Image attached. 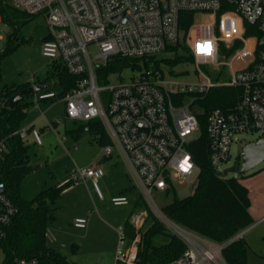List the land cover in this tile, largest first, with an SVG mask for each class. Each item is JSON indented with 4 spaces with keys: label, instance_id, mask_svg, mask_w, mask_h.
I'll return each mask as SVG.
<instances>
[{
    "label": "built area",
    "instance_id": "1",
    "mask_svg": "<svg viewBox=\"0 0 264 264\" xmlns=\"http://www.w3.org/2000/svg\"><path fill=\"white\" fill-rule=\"evenodd\" d=\"M10 3L24 14H42L46 18L49 35L43 41L41 54L61 64L68 74L81 77L77 87L62 96L54 91H41L37 100H61L71 121H100L109 139L108 144L101 146L103 156L116 152L121 157L146 208L186 246L183 254L169 264H226L222 250L241 239L244 232L215 244L168 219L153 194L164 195L174 189L176 182L190 188L196 186L199 169L189 145L200 135L199 116L206 113L209 158L216 174L230 160V146L236 135L264 132V0H10ZM182 13L192 15L185 30L180 28ZM177 43L192 57L193 79L166 75V67L161 66L157 70L131 72L128 80L123 75L122 79L112 75L117 82L110 83L111 76L106 83L96 81V70L113 57L157 56ZM89 47L96 48L94 56L90 55ZM223 77L225 80H221ZM214 97L217 103L205 108ZM12 135L21 141L30 136L34 145H42L41 132L32 126L19 128ZM7 152V137L0 135V158ZM103 175L102 167L91 165L79 170L72 180H89L97 197L102 198L98 181ZM110 202L121 206L127 204V199L119 196ZM147 209L131 214L129 221L135 230L143 226ZM17 214L18 208L0 177V240ZM73 226L83 229L86 220L76 219ZM118 236L115 263L134 264L138 235L128 243L120 228ZM12 264L37 262L20 259Z\"/></svg>",
    "mask_w": 264,
    "mask_h": 264
},
{
    "label": "trees",
    "instance_id": "2",
    "mask_svg": "<svg viewBox=\"0 0 264 264\" xmlns=\"http://www.w3.org/2000/svg\"><path fill=\"white\" fill-rule=\"evenodd\" d=\"M0 16L3 21L13 24L26 22L30 15L17 10L9 0H0ZM192 15H180V28L187 29ZM47 37L44 39L46 40ZM24 43L18 41L16 32L9 35L7 43L0 51L1 59L11 53L13 49ZM165 51L172 52L173 58L157 56L143 58H111L105 65L96 70L98 84L106 83L112 75L122 79L124 72H135L146 69L157 70L161 66H176L183 62L191 63L192 57L183 46L177 43L168 46ZM81 77L72 76L66 72L61 64L52 62L46 80L56 81L57 91L47 88L44 91H54L62 96L77 87ZM30 86L3 88L0 101L5 100L17 91ZM217 99L207 101L205 108L215 105ZM227 92H224V102ZM28 104L18 103L13 110H7L0 105V135L7 137L8 152L0 158V177L5 183L10 198L18 208V214L13 218L6 236L0 240V250L3 263L12 264L17 260H35L37 264H78L68 260L64 255L54 251L46 244V230L49 221L54 219L52 205L61 197L62 193L71 187L72 181L63 185L41 190L32 201L20 198L19 184L22 178L31 170L28 165L27 149L18 136L12 133L20 128V123L26 115ZM206 114V113H205ZM205 114L199 116L200 135L189 145L192 158L199 169L196 186L191 195L177 198L174 189L167 190L165 196L172 200L161 206L162 213L177 225L195 232L215 244L225 243L243 232L253 223L249 214L250 200L248 190L240 183V179L254 175L240 173L238 178L219 177L210 163L208 138L205 130ZM88 131L98 134L100 144H108L109 139L98 119L89 122L73 121L67 130L70 134ZM147 209L138 195L134 211ZM148 210V209H147ZM122 230L130 243L137 235L136 256L134 264H169L177 260L186 249L183 241L161 223L149 210L143 226L137 231L127 220ZM72 252L76 253L78 246L72 244ZM249 246L243 238L237 239L222 250V258L226 264H248L247 254Z\"/></svg>",
    "mask_w": 264,
    "mask_h": 264
},
{
    "label": "rangeland",
    "instance_id": "3",
    "mask_svg": "<svg viewBox=\"0 0 264 264\" xmlns=\"http://www.w3.org/2000/svg\"><path fill=\"white\" fill-rule=\"evenodd\" d=\"M13 32H16L18 41L24 43L17 45L0 61V94L5 87L43 82L52 65V61L41 54L43 41L49 35V27L42 14L31 16L26 22L19 21L13 24L2 20L0 22V51ZM191 35L194 36L193 33ZM88 50L91 56L97 53L94 47H89ZM159 57L173 58L174 54L165 51L159 54ZM202 69L208 71L209 68L203 66ZM222 71L225 73V70ZM165 73L179 78L193 79L195 66L190 63L169 66L166 67ZM131 76V72L123 74L125 80ZM221 80H225V78L223 77ZM109 81L115 83L117 78L111 76ZM46 84L50 89L57 91L55 80L51 79ZM36 96L37 93H34L24 100L28 107L26 115L20 123V128L31 125L36 128L44 126L41 137L42 145L35 146L30 136L22 140L27 149L28 165L31 170L20 181V198L32 201L41 190L72 181L71 187L65 190L52 205L54 219L47 224V246L64 255L70 261H80L76 262L78 264H115L114 256L119 242L118 228L114 235H104L100 231L92 234L84 233L72 225L73 215L81 210V205L91 199L86 188L87 180L75 181L72 178L74 175H78L79 170L95 165L103 159L101 144L98 143L99 136L88 131H82L77 136L68 133L67 130L72 126L73 121L65 115L64 102L61 100L38 101ZM55 122L57 123L54 124ZM259 137H264V132L253 131L236 135L230 146V160L220 166L217 175L238 178L241 173L240 152L242 146ZM113 156L112 162L110 160L104 163L106 165L102 164L104 174L108 177L113 176L112 179H114V182L109 184V189L116 190L120 180L127 183L126 188L128 189L132 183L128 177L127 169L119 156L115 153ZM262 168H264V162L246 174H251ZM99 188L102 189L100 184ZM174 189L177 198L187 197L193 192L190 186L178 182L174 183ZM127 194L130 197L128 205L113 206L109 201L110 206L112 208H133L138 199V191L132 188L127 191ZM153 197L158 207L172 200L171 196L167 197L161 193H154ZM243 234L244 241L249 246L247 263L264 264V220L251 225ZM72 244L78 246L76 253L72 252ZM3 259L0 250V263Z\"/></svg>",
    "mask_w": 264,
    "mask_h": 264
},
{
    "label": "crops",
    "instance_id": "4",
    "mask_svg": "<svg viewBox=\"0 0 264 264\" xmlns=\"http://www.w3.org/2000/svg\"><path fill=\"white\" fill-rule=\"evenodd\" d=\"M46 101L55 102L57 100H45L44 102ZM31 126L34 127V125H31ZM43 127L42 128L34 127L41 132V136L43 133ZM98 143L100 144V140H98ZM37 147H40V146H37ZM114 153L117 156H119L116 152ZM113 157H114L113 154L109 157H103V159L97 162L95 165L102 167V164L107 163V161L111 160L112 162ZM122 163L124 164L123 160H122ZM124 167H126L125 164H124ZM112 178L113 176L108 177L104 174V176L99 179L98 185L100 184L102 188L101 190H103V191L100 190L102 193V198L97 197L95 191L92 188V184L89 180H87V184L85 183L86 188L88 189V192L91 196V199H89L86 202V204L81 205V210H79L76 214L73 215V221L79 218H83L86 220L85 228L80 229L84 233L92 234L94 232L100 231L104 235H107V234L114 235L116 232V229L118 228L117 230V233H118L119 229L122 228L123 224L127 220H130L131 214L136 212L134 211L135 204L133 208H128V207L112 208L110 206L109 201L112 198L119 197V196L126 197L127 204L125 205H128L130 197H129V194H127V191L134 188L133 186H130L127 189L126 188L127 183L124 182L123 180L122 181L120 180L117 183V189L112 191L109 189L110 188L109 184L114 182V179ZM239 181L248 190V197L250 200V206H249L248 211L253 220L252 225H255L261 222L262 220H264V168L256 171L254 175L242 178ZM247 230L248 228L244 230L243 232H246ZM243 239H244V234H243ZM115 256H116V253H115ZM115 256H114V261H115ZM75 262H80V261H75Z\"/></svg>",
    "mask_w": 264,
    "mask_h": 264
},
{
    "label": "water",
    "instance_id": "5",
    "mask_svg": "<svg viewBox=\"0 0 264 264\" xmlns=\"http://www.w3.org/2000/svg\"><path fill=\"white\" fill-rule=\"evenodd\" d=\"M11 1L14 2V0ZM46 88L47 84H33L21 89L11 97L4 100L3 108L13 110L18 103L24 101L27 97L34 93L44 91ZM240 160L241 173L243 174L248 173L261 162H264V137H260L257 140L248 142L242 146ZM192 189H194V186H192Z\"/></svg>",
    "mask_w": 264,
    "mask_h": 264
},
{
    "label": "snow or ice",
    "instance_id": "6",
    "mask_svg": "<svg viewBox=\"0 0 264 264\" xmlns=\"http://www.w3.org/2000/svg\"><path fill=\"white\" fill-rule=\"evenodd\" d=\"M185 163H186V161H185ZM185 170H187V168H185Z\"/></svg>",
    "mask_w": 264,
    "mask_h": 264
}]
</instances>
